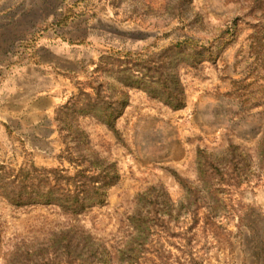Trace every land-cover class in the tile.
<instances>
[{
	"label": "rangeland",
	"instance_id": "obj_1",
	"mask_svg": "<svg viewBox=\"0 0 264 264\" xmlns=\"http://www.w3.org/2000/svg\"><path fill=\"white\" fill-rule=\"evenodd\" d=\"M168 1L0 0V264H264V52L252 51L246 10L193 0L210 27L242 17L215 61L180 63L183 107L121 83L129 94L116 119L123 142L93 106L112 94L123 66L108 44L162 36L172 24ZM200 148L227 156L221 168L243 179L227 172L231 181L216 177L224 187L209 194ZM93 150L122 173L103 203L73 212L15 197L12 180L23 168L74 172L86 163L78 154ZM178 174L207 198L163 214L142 246L141 216L155 211L138 214L139 196L163 185L177 208L192 196Z\"/></svg>",
	"mask_w": 264,
	"mask_h": 264
},
{
	"label": "trees",
	"instance_id": "obj_2",
	"mask_svg": "<svg viewBox=\"0 0 264 264\" xmlns=\"http://www.w3.org/2000/svg\"><path fill=\"white\" fill-rule=\"evenodd\" d=\"M227 1L237 4L240 9L246 10L247 14L252 16L254 31L251 34L253 37L251 48L259 57L264 52V0ZM167 8L172 24L162 36H157L149 45L108 44L111 50L109 52L122 62L123 66L118 71L117 80L111 84L112 94L102 97L99 90L102 100L94 103L93 106L123 142L124 139L116 126V119L129 103V94L120 86L121 83L143 88L174 108L183 107L186 104V90L179 74L180 63L199 67L204 60L215 61L225 46L238 34V18L242 15L236 16L223 26L210 27L205 22L203 13L195 9L193 0H169ZM70 16L71 14L67 13L55 23H66ZM71 155L75 153L71 152ZM244 155L247 159L244 175H248L251 163L248 153ZM226 157L222 159L214 157L213 153L205 148L199 150V165L206 176L209 194L218 195L220 189L224 187L213 181L216 177H219L220 182L225 180L230 182L234 177L239 182L243 179L240 170L233 174L221 168L220 162ZM77 158L86 163L83 162L74 172H70L68 167L47 168L36 164L30 168H23L12 180L15 197L21 200L28 198L47 202L57 201L66 210L73 212H82L93 204L103 203L106 200L107 188L122 177L117 161L101 156L96 150L78 154ZM226 173L231 177L230 179L227 178ZM178 177L187 184L192 196L177 208L170 201L163 185H153L140 194L138 214H142L145 209H148V212L155 211L154 215L148 213L141 216L140 224L146 233L141 235L142 246H146V239L149 237L152 225L156 223L155 220L166 221L163 214L171 215L174 209L181 214L183 207L187 206L190 209L193 203H199L201 197L207 198V194L203 195L198 185L191 184L180 174ZM197 209L195 208V211ZM139 255H136L137 259Z\"/></svg>",
	"mask_w": 264,
	"mask_h": 264
}]
</instances>
